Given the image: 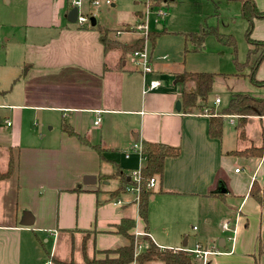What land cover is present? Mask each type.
Masks as SVG:
<instances>
[{
  "label": "crops",
  "instance_id": "crops-1",
  "mask_svg": "<svg viewBox=\"0 0 264 264\" xmlns=\"http://www.w3.org/2000/svg\"><path fill=\"white\" fill-rule=\"evenodd\" d=\"M248 1L264 12V0ZM70 4L71 0H0V33L5 43L0 77V173L7 171L10 157L15 158L13 173L0 182V264H39L43 261L39 238L51 241V262L43 264H54L52 258L73 262L71 240L75 236L81 244L76 264L101 260L104 251L126 244L116 227L122 219L133 220L131 234L142 233L160 249L199 246L210 253L208 264H264V209L249 196L253 183L264 187V157L231 155L262 145L264 118L250 117L241 137L237 117H225L234 128V141L226 145L223 134L220 139L210 137L208 113H184L181 106L176 111L181 94L157 93L160 82L155 90L144 89L154 81L157 61L176 82L182 83L187 72L170 65L167 55L153 58L148 51L152 72L142 75L132 60H120V50H105L93 26L69 23ZM239 17L245 34L247 21ZM117 32L121 33L112 32V39L125 46L139 40L133 33L119 41ZM250 38L264 41V17L253 19ZM245 43L247 51L246 39ZM254 79L264 81V59ZM250 84L253 89L264 88ZM235 93L229 90V100ZM215 99L213 104L219 105ZM98 115L100 123L93 126ZM63 126L76 135L69 136ZM137 142L180 149L177 157L164 161L163 175L149 197L146 223L131 198L123 200L122 194L111 198L122 175L130 178L132 171L128 174L121 167L135 162L130 148ZM90 145L99 147L102 154ZM118 150L123 157L114 154ZM86 175L95 176V184L84 185ZM107 178L116 179L111 190L97 186ZM220 185L225 194H215ZM151 203L156 204L151 208ZM27 215L31 226L22 225ZM195 223L203 229L192 238L186 232L189 225L194 230ZM60 236L68 243L62 252L57 251Z\"/></svg>",
  "mask_w": 264,
  "mask_h": 264
},
{
  "label": "rangeland",
  "instance_id": "rangeland-1",
  "mask_svg": "<svg viewBox=\"0 0 264 264\" xmlns=\"http://www.w3.org/2000/svg\"><path fill=\"white\" fill-rule=\"evenodd\" d=\"M85 1H87L86 4L83 0L84 6L80 8V12L85 14L91 11L94 12L96 15L94 19L97 23L104 24L109 29L113 30L109 31V36L111 38L114 36L112 32H115L116 30H120L121 32L120 34L118 33L119 35L117 34L118 36H115L119 41L130 38L133 36V33H135L139 36V39L144 45V37L136 29V26L145 22L147 32H149L147 38V49L149 52L152 51L153 58H159L163 55H167L170 60V65H178L184 72L215 74L216 77L212 90L204 102L207 108L203 113L214 112L211 109V107H214L217 113L221 114L223 110L228 107L230 89H232L233 92L242 94L246 93L264 98V88L253 89L250 84L249 77H245L247 72H239L233 62V58H235L238 63H244L247 53L245 50L246 43L243 28L244 23H242L243 20L241 21V18L239 17L241 16V4L239 2H228L226 0H173L166 3L167 0H155V2H152L154 5H152L156 9H161L164 13V15L160 17L157 16V11L155 9L146 10V0H116L114 6H106L104 4V0H100L101 4L97 9L90 8V2L92 0H90V2L88 0ZM139 14L141 16L140 18H138ZM234 16L238 19H235V21L232 22L231 18ZM157 25H161L162 28L166 29H163V32H160L159 30H156ZM211 28H215V32L206 33L203 36V41L200 45L192 42H187V45L184 43V35L188 36L190 34H198L200 36L203 31H208ZM150 34H153L154 41H151L149 37ZM217 35H221L222 38H227L228 36H232L234 38L236 46L235 54H233V50H231V48L224 45L223 42H219V37L217 38ZM4 46V37L0 33V77L2 75V68L5 65V53L3 52ZM123 58L131 61L132 53L123 55L121 59ZM155 67L158 72L152 73L153 80L161 83V87L157 93H161L162 91L167 95L172 93L180 95L181 90L186 87L188 82H176V77L165 69V66L161 61H157ZM239 73L241 74V77H236L235 75ZM1 79L3 80V78ZM0 85V88H2V84ZM216 97L220 99L219 105L213 104ZM3 113L4 111H2V115ZM33 127L34 126L31 125V128L29 129L33 130ZM223 132V139L225 140V143H227L226 145H228L229 142L234 141L233 136H235V131L234 128L229 125L227 120L224 121ZM118 151H115L114 154L124 156L120 150ZM130 152L132 153L131 157L136 159L135 162L129 164V166L121 167V169L128 174L130 171L139 168L137 154L131 150ZM116 163L118 164L117 160ZM140 165L142 167L145 166V159L141 160ZM103 183H106V185H102ZM115 184V178H107L104 181H100L97 186L111 190ZM153 189L150 191L153 192ZM120 198L123 200L131 198L133 200L134 194L126 192L122 194ZM156 203H151L150 207L152 208V206ZM153 219H156V217L154 216ZM192 225L195 226V229L192 230L189 225L188 232L186 233L189 237L197 238L203 228L199 223ZM209 226H213V224L211 223ZM141 237L142 236H138L136 238L139 239ZM39 239V252L43 257V261L39 262V264H43L46 260L50 261L48 254H50L51 241L49 243H44L41 238ZM61 240L66 239L62 236L58 239L57 251L62 252L66 245L68 246V243L66 244V241L62 242ZM71 241L73 242V244H71L73 262L78 263L76 260L78 257L76 256L80 252L81 244H79L77 236H75L74 239L72 238ZM199 241L205 240L199 239ZM64 243L66 244L65 246ZM40 244L44 245V249L41 248ZM223 259L230 260L227 257H224ZM150 264L161 263L152 262Z\"/></svg>",
  "mask_w": 264,
  "mask_h": 264
},
{
  "label": "trees",
  "instance_id": "trees-1",
  "mask_svg": "<svg viewBox=\"0 0 264 264\" xmlns=\"http://www.w3.org/2000/svg\"><path fill=\"white\" fill-rule=\"evenodd\" d=\"M173 0H167V2ZM214 1V0H210ZM228 2L234 0H226ZM164 2V1H163ZM241 16L247 21V29L245 30V39L249 45L246 53V59L244 63H238L235 58L233 62L238 68V71H246V76L250 78V81L254 85L264 87V81L259 82L254 79V73L259 64L264 59V41H255L250 38V33L253 26V19L263 18L264 12H258L252 2L248 0L241 1ZM154 5V4H153ZM99 33L100 42L104 46L105 50L118 49L121 51L122 56L128 53H133L142 49L143 43L141 40L135 41L129 46H125L116 40H113L109 36V31L95 23L93 26ZM215 28H211L208 31H203L199 36L198 34L184 35L185 43L192 42L200 45L202 43L203 36L206 33H214ZM163 32V29L159 30ZM151 41H154L153 34H150ZM219 37V38H218ZM219 42H223L233 50V54L236 52L235 40L232 36L222 38L221 35H217ZM124 59V58H123ZM121 59V60H123ZM241 69V70H240ZM241 77V74L235 75ZM216 75L213 73H184L182 76L183 83L188 82L186 87L183 88L181 93V110L184 113L203 114L207 106L204 103L208 94L211 92ZM208 112V111H207ZM209 128L208 133L210 137L220 139L223 134V127L225 117H237V131L239 136L244 134V126L250 117L257 116L264 118V98L253 96L249 94L235 93L231 95L228 107L223 110L221 114H215L214 112L208 113ZM62 129L69 135L75 136L76 134L72 130H68L66 126ZM78 140L85 145H89L86 140L78 137ZM262 140L263 143L260 147H249L240 151H233L231 155L246 157V158H261L264 157V124L262 125ZM99 155L102 154V150L97 146H91ZM142 154L145 159V166L141 171V190L138 203V215L144 223L147 222L148 202L149 197L152 194L150 190L146 188L147 183L151 178H161L163 175L164 161L166 158H174L180 154L179 148H174L158 143L143 142ZM15 166V158L10 157L8 169L4 173H0V182L11 176ZM132 185L131 179L127 180L126 175H122L121 184L112 193L111 198H116L120 194L126 193V187ZM249 196L254 199L264 209V187H259L256 183H253L249 191ZM117 233L124 237L126 244L104 251V258L101 260L87 259L84 264H147L150 262H160L162 264H200L193 257L192 254L185 250H172V249H160L147 237H141L137 239V245L141 246V251L136 253L135 248V236L130 231L134 229V222L130 219H122L116 226ZM139 241V242H138ZM147 243V244H144ZM111 255H113L111 257ZM53 259V260H52ZM51 260L54 264H76L70 262H60L54 258Z\"/></svg>",
  "mask_w": 264,
  "mask_h": 264
},
{
  "label": "built area",
  "instance_id": "built-area-1",
  "mask_svg": "<svg viewBox=\"0 0 264 264\" xmlns=\"http://www.w3.org/2000/svg\"><path fill=\"white\" fill-rule=\"evenodd\" d=\"M155 2V0H146L145 4H146V10H156L157 11V16H163L164 13L161 11V9H156L152 4V2ZM116 2V0H104V4L106 6H113L114 3ZM101 4L100 0H92L90 2V8H98ZM71 8L76 7L77 8V18H76V24H78L79 26H83L85 24H90V18H95L96 15L94 12H88L87 14L85 13H81L80 12V8H82L83 2L82 0H71ZM136 29L142 34V36L144 37V45L142 46V49L137 50L135 52L132 53V63L140 70L142 75L145 74H149L152 72V67H151V60H150V56L148 54V49H147V38H148V34L149 32H147V27L145 22H143L140 25L136 26ZM118 34V32H117ZM162 59L166 60V57H163ZM160 86V83L158 81H151L148 85H146L144 87L145 91L148 90H155ZM220 102L219 98L215 99V103L218 104ZM234 116H231V118H233ZM235 118V117H234ZM100 123V118L99 115L97 116L96 120L93 121V126H98ZM7 125H10L9 122H7ZM131 151L135 152L138 156V160H139V168L136 170H133L131 172L130 175V179L132 182V185L127 186L126 187V191L129 193H133L134 194V198H133V202L138 205L139 202V195H140V190H141V171L143 169V167L140 165V162L142 159H144L143 154H142V144L137 142L134 143L132 145V147L130 148ZM126 158L129 157V153L126 152L125 155ZM235 172H238V169L235 170ZM156 185V178H151L149 180V182L146 185V188L148 190H151L155 187ZM120 202L117 201L116 204H119ZM227 225H223V228L226 229ZM135 248H137L138 250L141 249V246L137 245V238L138 236H143L142 233L140 232H136L135 233ZM186 252L190 253L193 255V257L195 259H197L198 262H200V264H208V257L210 255V253L208 251L203 250L202 248H200L199 246H197L194 250H185ZM140 252V251H139ZM46 264H50L49 262H47ZM135 264V263H133Z\"/></svg>",
  "mask_w": 264,
  "mask_h": 264
},
{
  "label": "water",
  "instance_id": "water-1",
  "mask_svg": "<svg viewBox=\"0 0 264 264\" xmlns=\"http://www.w3.org/2000/svg\"><path fill=\"white\" fill-rule=\"evenodd\" d=\"M76 18H77V8L73 7L68 14L66 15V19L69 23H75L76 22ZM96 23L94 18H90V26H94ZM180 81H182V78L180 79ZM180 101L176 102L175 105V109L176 111H180ZM82 182L84 185H93L96 182V177L95 176H90V175H86L83 177ZM226 190L223 188L222 185H220L217 189V191L215 192V194H225ZM24 226H31L32 225V218L30 217V215H27L25 217V220L22 222ZM185 246V244H183V247Z\"/></svg>",
  "mask_w": 264,
  "mask_h": 264
}]
</instances>
